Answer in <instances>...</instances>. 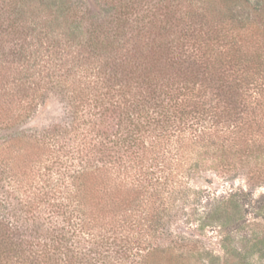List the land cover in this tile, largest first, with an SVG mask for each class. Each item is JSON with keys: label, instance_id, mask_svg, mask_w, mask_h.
I'll return each instance as SVG.
<instances>
[{"label": "trees", "instance_id": "trees-1", "mask_svg": "<svg viewBox=\"0 0 264 264\" xmlns=\"http://www.w3.org/2000/svg\"><path fill=\"white\" fill-rule=\"evenodd\" d=\"M96 1L0 0V264L264 262V194L180 203L264 187V0ZM53 96L70 122L19 130Z\"/></svg>", "mask_w": 264, "mask_h": 264}, {"label": "rangeland", "instance_id": "rangeland-1", "mask_svg": "<svg viewBox=\"0 0 264 264\" xmlns=\"http://www.w3.org/2000/svg\"><path fill=\"white\" fill-rule=\"evenodd\" d=\"M83 1L86 2L91 12H98V4L96 0ZM70 116V109L67 104L64 103L61 99L53 96L47 99L39 107H37L33 111L31 117L19 126V130H23L27 133L41 132L55 125L68 124L71 119ZM6 135L7 134L5 132H2L0 133V138ZM189 186V188H191L189 199L180 201L181 204H186L184 210H187V213L195 212V210H197V213H201L205 209L207 204H209V200L214 198L221 199L222 197L228 196L232 191H236L242 187L246 189L247 192L253 195L255 201L259 200L261 195L264 194V187L250 189L246 186L244 180L237 179L236 181H228V179H225L222 174L216 173L214 172V170H203L200 178L196 182L192 181ZM196 192L199 193L197 197L195 196ZM246 208H248V206H246ZM245 217H247L246 219L250 221V224L247 226V229L245 231L248 236H251L254 231H264V222H261L254 218L255 211L254 214L248 213ZM186 219L187 223L185 221H183L182 223L185 235L189 236V238L191 237L193 239L201 240L203 243H205L206 247L209 250L216 251L217 253L222 254L221 249L218 246L216 236L213 235L214 233H212V230H210L209 227L206 229L204 234H201L196 230V226L198 223L197 219H199V217H192L191 215ZM236 240H239V236L236 237ZM251 264H264V262L258 260L256 256L252 258Z\"/></svg>", "mask_w": 264, "mask_h": 264}]
</instances>
